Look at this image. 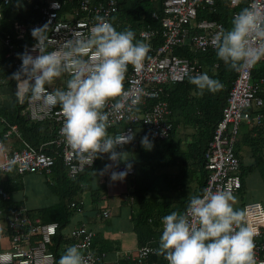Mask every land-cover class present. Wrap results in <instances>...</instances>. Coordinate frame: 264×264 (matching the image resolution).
<instances>
[{
	"label": "built area",
	"instance_id": "1",
	"mask_svg": "<svg viewBox=\"0 0 264 264\" xmlns=\"http://www.w3.org/2000/svg\"><path fill=\"white\" fill-rule=\"evenodd\" d=\"M231 5H237L239 0H229ZM9 0H0V20L3 18V7ZM119 0H38L35 7L39 10V17L27 27L15 21L13 27L17 28L16 37L24 38L28 29L30 35L34 27L49 24L45 29L48 35L46 41L47 51L60 50L66 40L77 33L80 38H87L92 26L96 23L97 15L104 16L111 22V17L118 10ZM257 4L264 10V0H248V6ZM55 4L56 6H53ZM214 0H162V15L156 11L152 17L158 19L159 28L145 25L138 29L137 39L150 45L148 57L144 68L136 71L132 65L128 66L125 74L124 88L132 91L136 87L143 88L141 103L123 114L112 113L110 119L112 129L110 135L125 134L129 130L135 132L134 138L129 143H138L137 129L141 128L150 134L151 139H165L171 129L169 122V107L162 96V88L165 84L175 83L185 79L190 74L201 72V67L196 60L176 54L173 49L176 46L189 44L194 50H206L214 47L211 42L212 35L222 25L220 21L203 18L195 20L199 7L212 6ZM237 11L233 12V16ZM160 36L162 41L154 46V39ZM7 47L6 57L12 58L14 66L19 68L22 63L18 59V46L10 33L2 37ZM36 39L32 35V41L24 49L38 54L34 50ZM243 68L237 70V75L226 97V103L222 108V116L217 122L213 135L208 141L203 157L207 178L204 189L223 190L227 189L236 194L240 187V159L235 144L239 134L240 125L258 124L263 118L260 107L264 105V76L257 81L252 80V69ZM3 80L0 79V82ZM66 76L61 82L65 87ZM55 83V82H54ZM50 87H56L51 85ZM155 100L147 106V100ZM23 105L21 112L30 120H51L56 123L55 136L50 140L43 141L37 147L27 142L20 149H2L0 141L1 159L0 175L10 171L5 170L4 165L10 158H15L13 169L18 174L43 173L47 177L52 174V168L56 158L60 162L69 177H75L82 171L92 167L96 158H80L74 149L65 141L60 129L63 124V114L59 105L49 110L41 102L28 99H18ZM111 108V104L108 105ZM107 110V109H106ZM0 116V122L7 124V129L2 133L3 137L15 134L20 137L15 123H6ZM50 145H54L51 148ZM125 164H120L117 171L123 170ZM134 169L128 172L132 175ZM50 178V177H49ZM202 190V193H203ZM201 193V195H202ZM9 199V194L0 185V238L9 237V248L0 250V264H54V255L48 246L56 235L57 223H42L39 218H33L24 206L3 205ZM71 206H76L72 201ZM242 208L246 210L247 221L254 225L258 234L254 237L256 264H264V208L258 200H248ZM187 209V207H186ZM185 209V211H186ZM77 211L81 207L77 206ZM103 217H108V210L102 211ZM158 230L161 234L162 219L159 220ZM95 232L84 223H79L70 229L68 236L71 244L79 246L86 258V264H106L104 253L97 252L92 248ZM158 246L151 240L138 245L134 249H126L120 252L119 259H129L138 264H159L157 261H149L150 256L156 254ZM118 261V260H117ZM166 264H169L166 260Z\"/></svg>",
	"mask_w": 264,
	"mask_h": 264
},
{
	"label": "clouds",
	"instance_id": "2",
	"mask_svg": "<svg viewBox=\"0 0 264 264\" xmlns=\"http://www.w3.org/2000/svg\"><path fill=\"white\" fill-rule=\"evenodd\" d=\"M95 21L87 38L77 33L62 49L51 51L46 50L49 24L34 27L33 49H38V54L27 49L17 53L22 63L12 77L19 100L41 102L49 110L59 105L64 117L60 131L80 158L94 159L107 153L116 164L124 161L123 170L110 173L112 181H122L132 169L124 145L135 132L110 135V116L141 103L143 88L125 89V74L129 65L136 71L144 68L150 45L137 40L130 28L117 30L104 16L97 15ZM211 42L216 56L230 68H251L264 60V10L255 3L242 8L233 16L231 26H221ZM62 76H66L65 87H50ZM188 79L201 93H215L223 87L207 72L190 74ZM140 143L146 150L154 145L149 133ZM14 165L15 158L8 159L5 170ZM111 168L112 164H105L101 171ZM236 199L227 189L206 188L202 195L191 196L185 212L173 210L161 217L158 251L169 264H256L254 237L258 230L247 221L245 209L234 207ZM58 264H86V258L79 246L72 244Z\"/></svg>",
	"mask_w": 264,
	"mask_h": 264
},
{
	"label": "trees",
	"instance_id": "3",
	"mask_svg": "<svg viewBox=\"0 0 264 264\" xmlns=\"http://www.w3.org/2000/svg\"><path fill=\"white\" fill-rule=\"evenodd\" d=\"M36 1L38 0H9L3 7V18L0 20V79L11 85L12 97L15 101L13 110L8 111L7 121L14 122L22 138L33 147L53 138L57 124L51 120H30L21 112L23 105L18 103L16 81L12 77V73L17 71V68L14 66L12 58L5 56L8 49L2 41V37L6 33H10L13 42L16 41L19 47L18 53L24 52L26 45L32 41V35L27 29L23 39H14L18 29L13 27V23L17 21L27 27L30 22L37 20L39 10L35 7ZM247 5L248 0H239V3L234 6L230 4L229 0H214L212 6L197 9L195 20L214 19L220 21L223 27L227 29L231 26L233 12H239ZM154 11L159 16L162 15V0H119L118 10L112 15L111 23L117 30L132 29L137 39L139 28L145 25L160 27L158 19L152 17ZM161 41L162 38L157 36L154 39V46L160 44ZM173 51L180 56L196 60L201 67V72H207L210 76L218 78L223 87L215 93L207 90L201 93L194 84L189 82V76L181 81L165 84L160 99L167 101L170 111L167 116L171 123L168 136L163 140L152 139L154 145L151 150H146L139 143L124 145L128 152H137V159L131 162L134 172L130 175L134 184L132 190L134 202L138 204L137 212H132L130 215L137 244L142 245L153 240L158 248L160 236L158 224L161 217L173 210L180 213L185 212L191 196L202 193L207 178L203 154L213 135L214 128L222 116V108L226 103L228 91L237 75L236 69L230 68L216 56L215 47L206 50H194L188 43H185L176 46ZM18 59L21 60L19 56ZM252 73L253 82L264 76V60L254 65ZM154 101L148 99L147 106H150ZM260 110L263 113L261 122L252 125L242 123L243 130L240 132V129L237 136L235 150L238 152L244 148L249 151L247 159L245 155L238 154L241 183L237 193L243 194L246 191L245 184L248 175L257 171L264 177V141L255 136L258 134L264 138L262 136L264 133V105L260 107ZM4 111L5 109L2 108L0 114H4ZM43 121L51 125L46 135L39 132ZM50 147L54 148V145H50ZM88 169L75 177H69L60 162V158L57 157L52 173L58 175L57 179L59 178L57 182L59 189H61L59 200L55 206L37 209V214H40L42 223H57L56 235L53 236L48 246L49 250L53 252L54 264H58L59 257L66 247L71 245V239L63 234V229L69 224L72 215L75 212H80L77 211V206L81 207V211L83 210L82 201L79 199H81L80 195L84 191V179L82 177ZM20 175L13 168L10 172L0 175V185L9 194V199L4 201L3 205L15 206L10 192L17 187L18 181L15 178ZM72 201L76 202V206H71ZM245 202L242 201L241 206ZM82 223L87 226L85 222ZM60 239L69 243L68 246L59 248L57 242ZM95 242L96 238L93 239L92 248L95 247ZM95 251L104 253L107 257V249H95ZM166 260L164 255L157 251L156 254L150 256L149 261L166 264ZM117 264L138 263L129 259H119Z\"/></svg>",
	"mask_w": 264,
	"mask_h": 264
},
{
	"label": "crops",
	"instance_id": "4",
	"mask_svg": "<svg viewBox=\"0 0 264 264\" xmlns=\"http://www.w3.org/2000/svg\"><path fill=\"white\" fill-rule=\"evenodd\" d=\"M14 106L15 101L12 97L11 85L9 83H5V81L0 82V112L2 108L5 109L4 114L2 113L0 116L6 120V123H11L7 121V116L8 111L13 110ZM7 128V124L0 122V141L2 142V149H20L26 141L22 138L20 133V137L16 136L15 134H11L9 137H3L2 133ZM50 128L51 125L48 124V122L43 121L40 125L39 132L46 135L48 134ZM108 132L111 134L112 129L108 128ZM143 135L144 130L142 131L141 128L137 129L138 143ZM255 136L260 137V140L264 141V138H261V135L255 134ZM262 136H264V133H262ZM240 150L242 151V156H244L245 151L243 150L245 149L241 148ZM1 152L2 151L0 149V159ZM132 153V151L127 152L131 162L137 159V154L136 157H134ZM105 164H112V168L102 172L101 170L104 169ZM120 164H125V162L121 161L116 164L108 159L107 153L97 156L95 164L90 169H88V171L84 173L82 177V179H84V191L81 193V199L79 200L82 201L83 210L80 212H75L72 215L69 224H67L63 229V234L69 237L68 233L70 229L81 222L96 226V229H93L95 231L96 238L94 246L96 250L107 249V264H117L120 252L126 249H134L138 246L136 234L133 231L132 222L130 220V211L134 209L133 212L136 213L138 210V204L137 202H134L135 199L134 195L132 194V190L134 189L132 176H126L122 181H112L110 179L111 171L117 170V167ZM49 177L50 178L39 172L25 173L19 177H14L18 183L17 187L14 188L12 192H10L11 199L15 205L24 206L34 219L39 218L42 220L40 214H37V209L52 206L51 204L58 202L59 193L61 191V189L58 187L59 183H57L59 181V178L57 179L58 175L52 173L49 175ZM18 178L23 180L22 182L24 183L22 186L24 189L21 188V182ZM250 178L251 177L248 175L246 182H249ZM29 185L30 188L28 187ZM51 186H55L56 189L55 187L53 188ZM27 188L33 189V206L31 207H28L25 201L27 200ZM234 195L237 197L236 201L234 202V207L241 208L242 198L240 193L238 192ZM251 198V200L260 201L257 194H251ZM127 208L129 209L128 216L125 217L124 214L127 213ZM103 210H108L110 212L109 219L106 221L99 220L98 218L101 216ZM102 232H114L118 238L121 239V242H119V244L116 242H114V244H110L107 241L109 236H105L106 234L102 235V238L101 235L97 238V233L99 236V234ZM125 233H132V236L129 237L130 244H126V246L124 245L125 238H122L121 236ZM57 244H59V248H62V246H68L69 243H66L63 239H60Z\"/></svg>",
	"mask_w": 264,
	"mask_h": 264
},
{
	"label": "rangeland",
	"instance_id": "5",
	"mask_svg": "<svg viewBox=\"0 0 264 264\" xmlns=\"http://www.w3.org/2000/svg\"><path fill=\"white\" fill-rule=\"evenodd\" d=\"M63 79H64V76L59 77V78H56V80L54 81L55 83H53L54 86H56V87H62L61 82H62ZM242 126L243 125H240V129H241L240 132L243 130L242 129ZM139 144H140V146H142L141 143H140V140H139ZM243 151H245V158L247 159L248 158L249 151H248V149L243 150ZM237 153L238 154H241L242 151L240 150ZM132 154H133L134 157H136L137 152H133ZM249 176L251 178L249 179V182H246V184H245V190L246 191H244L243 194L240 193V196L242 198V201L251 200L252 199L251 198V194H257V196H258V198H259V200H260V202H261V204H262V206L264 208V177H262L259 174V172H257V171H256V173L254 172V173L250 174ZM48 178H49V176H48ZM18 179L21 182V186H22L23 183H24V182H22L23 180H21L20 178H18ZM48 180H50V179H48ZM31 186H33V185H31ZM28 187L30 188V185ZM51 187L54 188L55 186H51ZM21 188H23V186ZM55 189H56V187H55ZM58 200H59V198H58ZM25 201H26V205L28 207L33 206V189H28L27 188V200H25ZM56 204H57V202L55 204H51V205H54L55 206ZM128 210L129 209L127 208V213L124 214L125 217L128 216ZM133 211H134V209L130 211V214H132ZM98 218H99V220L106 221V220L109 219V216L108 217H103L102 216V217H98ZM87 226L89 228L94 229V230L96 229V226L90 225L88 223H87ZM104 234H106L105 236H107V235L109 236V239H107V241L110 244H114V242H116L117 244H119V242H121V239H119L118 236L114 232L113 233H110V232L104 233V232H102L101 234H99V236H98V233H97V238L100 237V235H101V238H102V235H104ZM121 236H122V238H125L124 239V242H125L124 245L125 246H126V244H130L129 243V237L132 236V233H128V234L125 233L124 235H121ZM94 238H95V236H94ZM9 245L10 244H9V237L8 236H5L3 238H0V250H6V249H8L9 248ZM93 249L95 250L96 248L93 247Z\"/></svg>",
	"mask_w": 264,
	"mask_h": 264
},
{
	"label": "bare ground",
	"instance_id": "6",
	"mask_svg": "<svg viewBox=\"0 0 264 264\" xmlns=\"http://www.w3.org/2000/svg\"><path fill=\"white\" fill-rule=\"evenodd\" d=\"M253 74V73H252ZM55 169V168H54Z\"/></svg>",
	"mask_w": 264,
	"mask_h": 264
}]
</instances>
